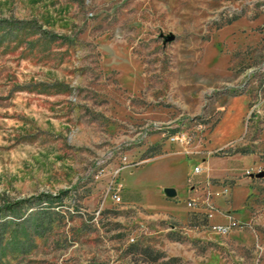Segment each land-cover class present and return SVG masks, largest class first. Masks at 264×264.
<instances>
[{
	"label": "rangeland",
	"instance_id": "1",
	"mask_svg": "<svg viewBox=\"0 0 264 264\" xmlns=\"http://www.w3.org/2000/svg\"><path fill=\"white\" fill-rule=\"evenodd\" d=\"M19 200L0 264H264V0H0Z\"/></svg>",
	"mask_w": 264,
	"mask_h": 264
},
{
	"label": "built area",
	"instance_id": "2",
	"mask_svg": "<svg viewBox=\"0 0 264 264\" xmlns=\"http://www.w3.org/2000/svg\"><path fill=\"white\" fill-rule=\"evenodd\" d=\"M200 171L199 166H195L193 169V173H198ZM118 198V197H116ZM239 226V224L236 222L235 219L229 217L228 220L223 224H210L209 228L211 232L217 234V235H227L232 230L236 229Z\"/></svg>",
	"mask_w": 264,
	"mask_h": 264
},
{
	"label": "trees",
	"instance_id": "3",
	"mask_svg": "<svg viewBox=\"0 0 264 264\" xmlns=\"http://www.w3.org/2000/svg\"><path fill=\"white\" fill-rule=\"evenodd\" d=\"M57 196H59V195L57 194V195H54V197L51 196V198H45V199L46 200H48V199L52 200V199H54ZM38 199H42L41 196H38ZM24 201H26V200H21V201L19 200V201L13 202V203L4 204L3 206L0 207V215L3 214V211L4 212L8 211L10 213L14 212L16 207L19 206V204L23 203Z\"/></svg>",
	"mask_w": 264,
	"mask_h": 264
},
{
	"label": "water",
	"instance_id": "4",
	"mask_svg": "<svg viewBox=\"0 0 264 264\" xmlns=\"http://www.w3.org/2000/svg\"><path fill=\"white\" fill-rule=\"evenodd\" d=\"M159 35L162 37L163 39V42H167V41H171L173 39V34L172 33H162L160 32ZM261 174H258V176H260ZM165 193L168 195V196H173L175 195V190L173 188H165Z\"/></svg>",
	"mask_w": 264,
	"mask_h": 264
}]
</instances>
